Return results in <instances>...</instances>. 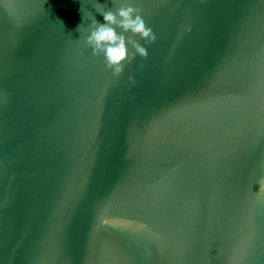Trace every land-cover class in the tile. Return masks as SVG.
I'll list each match as a JSON object with an SVG mask.
<instances>
[{
    "label": "water",
    "instance_id": "obj_1",
    "mask_svg": "<svg viewBox=\"0 0 264 264\" xmlns=\"http://www.w3.org/2000/svg\"><path fill=\"white\" fill-rule=\"evenodd\" d=\"M96 2L0 0V264H264V0H128L119 76Z\"/></svg>",
    "mask_w": 264,
    "mask_h": 264
},
{
    "label": "clouds",
    "instance_id": "obj_2",
    "mask_svg": "<svg viewBox=\"0 0 264 264\" xmlns=\"http://www.w3.org/2000/svg\"><path fill=\"white\" fill-rule=\"evenodd\" d=\"M113 3L118 5L115 10L106 3L96 2L94 8L103 16L104 22L100 23L92 15L87 35L81 34L82 24L77 26V31L80 32L84 44L91 49L92 55H102L105 67L114 76H119L124 71L125 63L131 65L137 55L141 58L148 56L146 47L134 37L139 36L147 44L154 42L156 36L146 24L139 7L128 0H113ZM129 32L132 35H126ZM129 46L133 51H129ZM129 80H133V77L129 76ZM258 184V193L264 192V177L259 179Z\"/></svg>",
    "mask_w": 264,
    "mask_h": 264
}]
</instances>
